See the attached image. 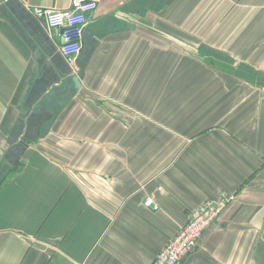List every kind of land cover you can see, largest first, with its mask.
<instances>
[{"label":"crops","instance_id":"crops-1","mask_svg":"<svg viewBox=\"0 0 264 264\" xmlns=\"http://www.w3.org/2000/svg\"><path fill=\"white\" fill-rule=\"evenodd\" d=\"M95 1L74 73L72 0H0V264H152L222 192L183 264H264V0Z\"/></svg>","mask_w":264,"mask_h":264},{"label":"built area","instance_id":"built-area-1","mask_svg":"<svg viewBox=\"0 0 264 264\" xmlns=\"http://www.w3.org/2000/svg\"><path fill=\"white\" fill-rule=\"evenodd\" d=\"M95 0H72L67 9L33 8L31 13L48 31H61V52L71 65L74 73H78L77 59L82 51L83 32L89 18L97 9ZM235 198L223 192L216 201H208L191 212L187 223L179 230L175 238L159 253L153 264H183L184 260L197 248L206 231L220 218L224 208ZM146 207L160 209V204L153 196L146 198Z\"/></svg>","mask_w":264,"mask_h":264}]
</instances>
